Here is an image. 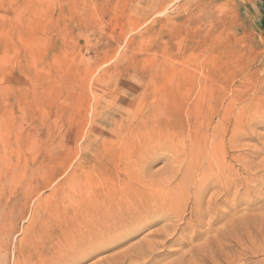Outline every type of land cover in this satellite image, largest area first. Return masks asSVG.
I'll use <instances>...</instances> for the list:
<instances>
[{
	"label": "rangeland",
	"instance_id": "1",
	"mask_svg": "<svg viewBox=\"0 0 264 264\" xmlns=\"http://www.w3.org/2000/svg\"><path fill=\"white\" fill-rule=\"evenodd\" d=\"M206 86L223 89L208 101L214 134L227 99L244 110L250 135L236 143L248 144L245 166L232 150L226 164L248 190L218 196L191 226L184 201L183 220L157 214L123 239L99 234L65 246L60 227L47 228L46 205L66 209L56 199L67 187L114 177L112 136L153 107L190 105ZM262 104L264 0H0V264H129L139 243L155 245L132 264H264V168L256 180L246 169L264 163ZM171 153L162 150L143 174L163 179ZM169 222L173 240L162 243L157 234Z\"/></svg>",
	"mask_w": 264,
	"mask_h": 264
},
{
	"label": "bare ground",
	"instance_id": "2",
	"mask_svg": "<svg viewBox=\"0 0 264 264\" xmlns=\"http://www.w3.org/2000/svg\"><path fill=\"white\" fill-rule=\"evenodd\" d=\"M221 88H223V86ZM218 90L220 92L223 89L218 87L213 88L212 86L199 88L200 93L203 95L202 97L194 98L195 100L192 101L193 103L186 107L185 105L182 107L181 101L179 103L180 98L176 102L178 105L175 111L169 110L166 112L165 110L153 107L152 110L155 112L154 114H149L147 119L140 121L138 124L130 125L126 128L125 132H120V137L112 136L111 139L109 138L108 151L115 161V165H113L115 170L114 177L101 179L87 178L80 185L77 183V186L67 187L68 189L66 193L62 197H58L59 199H56L61 200L63 203L65 200L68 201L69 206L67 205L68 207L66 209L65 207H63V210L59 209L62 208L60 206L62 204L59 205L60 207H54L52 204L49 206L46 205L47 208L45 214H47L48 219L45 220L46 222H49L47 228H49L50 222L55 223L56 227H60V238L66 242L65 246H67L69 241H72L70 239H74L75 243L82 242L83 240H89L90 238L96 237L99 234L102 236L115 234V237L123 239L125 235L131 232L140 221L158 216L157 214H161L160 216H164V218L167 215H173L175 216L173 218L178 217L183 220V207L181 208V206L184 201L186 202V207L188 201L191 202L190 213L194 212L191 214L192 218L184 221L186 224L190 225L209 214L215 202L219 200L218 198L228 195L230 189H234L235 191H233L237 193V196L239 193L241 194L244 189L247 191L248 186H244L238 170H234L233 167L226 164V158H228L227 152L232 150L234 152L231 156L232 159L239 166H245L243 162L245 144L242 143V145H238L239 143L237 144L236 140L240 137L244 138L250 135L244 129L245 122L243 118H246L243 116L244 110H242L241 107L237 108L238 105L235 104L236 96H231L229 100L227 99V104L225 103L226 105L220 108V130L218 129L219 131L217 134L213 133L215 127L211 128L210 123L206 122V120L210 119L209 113L207 112L209 98L213 93H217ZM226 91L228 92V90ZM243 109L246 108L243 107ZM262 109L264 110V108ZM249 122L248 125H253L251 124L252 121ZM229 126H231V129H229ZM219 133H221V135ZM162 150L172 152L171 154L173 155V158L170 157V160L168 159L169 161H167V163L171 162L172 165L165 163L168 168V170H166L167 168H165L166 171L164 170L165 176L162 177L163 179L160 178V180L158 179L155 181L153 180L155 175L153 178H150L149 176H147L149 177L147 178L143 173L146 172L145 168L149 166V164L151 165L152 161L156 158V155H160ZM255 152L258 153L257 150L253 151V153ZM259 162L261 161L259 160ZM261 167L264 168L263 162L260 166L258 164L247 166L246 169L250 172L249 175L252 180L260 178L256 170L261 169ZM103 170L105 169L103 168L102 171ZM162 175L164 174L162 173ZM175 179L178 181L174 186L170 183H172V180L175 181ZM170 185L173 187L171 188ZM214 190L217 191L215 192ZM186 191H191V195H188V193L185 194ZM208 193L209 199L206 198L209 200L208 207L202 208L203 198H205L204 196ZM45 214L43 215L45 216ZM169 221L172 222L171 220ZM170 222L168 224L165 223L167 225H164L163 230L157 234L162 243L163 241L166 242L173 240L171 230H173L174 227ZM41 225L45 224L43 223ZM182 225L184 224L182 223ZM57 231L58 230H56V232ZM60 238L58 236V239ZM175 242H173V244ZM152 245L155 244H136L134 246L135 251H132L134 252L133 257L135 258L129 259V264H132V260L138 261L142 259L144 252L153 249L154 246ZM164 245H166V243ZM74 247L75 244L71 246V248ZM52 253L53 255L55 254L54 252Z\"/></svg>",
	"mask_w": 264,
	"mask_h": 264
}]
</instances>
